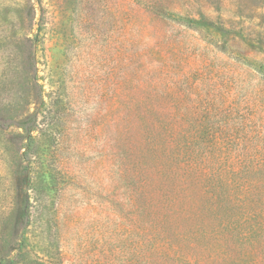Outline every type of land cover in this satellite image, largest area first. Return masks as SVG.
Instances as JSON below:
<instances>
[{"label": "rangeland", "instance_id": "1", "mask_svg": "<svg viewBox=\"0 0 264 264\" xmlns=\"http://www.w3.org/2000/svg\"><path fill=\"white\" fill-rule=\"evenodd\" d=\"M190 155L221 184L172 206ZM263 225L264 0H0V264H264Z\"/></svg>", "mask_w": 264, "mask_h": 264}, {"label": "trees", "instance_id": "2", "mask_svg": "<svg viewBox=\"0 0 264 264\" xmlns=\"http://www.w3.org/2000/svg\"><path fill=\"white\" fill-rule=\"evenodd\" d=\"M151 149L153 151L154 150L156 151V147L155 148L151 147ZM157 151H160V149L158 148ZM161 151H165V150L162 148ZM173 170H174V175L177 178V181L176 180L175 181L177 182L178 192L174 197V201H172V206L179 205L181 197H184L187 194L191 184L196 183L198 179H202L204 187L205 185H207L209 181L214 182L216 179L218 181V185L221 184V182H219L220 176L218 172L217 159L207 160L203 157H194L193 155H190L189 157H185L182 166L178 164L176 168ZM220 207L227 208V206L224 205V203L220 205L216 203L215 209H219ZM231 218H236V217H231L230 215H227V220ZM255 231H256L255 238L261 239V235L264 233V225L260 228H256ZM262 238H264V234L262 235ZM260 250L261 251L264 250V246ZM262 260H264V257H262Z\"/></svg>", "mask_w": 264, "mask_h": 264}]
</instances>
